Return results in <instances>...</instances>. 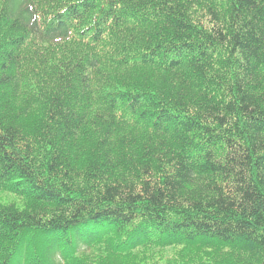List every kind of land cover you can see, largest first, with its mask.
I'll use <instances>...</instances> for the list:
<instances>
[{"label": "trees", "instance_id": "1", "mask_svg": "<svg viewBox=\"0 0 264 264\" xmlns=\"http://www.w3.org/2000/svg\"><path fill=\"white\" fill-rule=\"evenodd\" d=\"M0 264H264V0H0Z\"/></svg>", "mask_w": 264, "mask_h": 264}, {"label": "rangeland", "instance_id": "2", "mask_svg": "<svg viewBox=\"0 0 264 264\" xmlns=\"http://www.w3.org/2000/svg\"><path fill=\"white\" fill-rule=\"evenodd\" d=\"M4 195H8V196H10V197H11L10 199H13V195L8 194V193H3V192L1 193V192H0V201H2V202H4V203H10L11 200L5 198Z\"/></svg>", "mask_w": 264, "mask_h": 264}]
</instances>
